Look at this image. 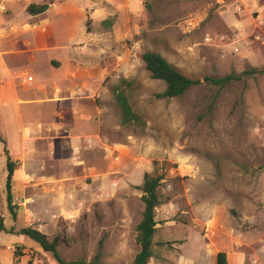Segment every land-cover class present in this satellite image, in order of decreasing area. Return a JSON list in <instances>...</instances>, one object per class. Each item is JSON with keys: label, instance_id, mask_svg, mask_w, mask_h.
<instances>
[{"label": "rangeland", "instance_id": "374dc122", "mask_svg": "<svg viewBox=\"0 0 264 264\" xmlns=\"http://www.w3.org/2000/svg\"><path fill=\"white\" fill-rule=\"evenodd\" d=\"M73 6L95 37L93 68L105 65L107 74L95 102L105 113L104 146L74 155L57 148L41 163L48 169L36 171L34 163L29 180L31 170L1 124L18 166L14 219L0 142V216L12 232L0 233V264H59L30 237L14 234L25 227L56 240L66 262L100 254L102 264H133L146 173L163 177L148 264H216L219 252L229 264H264V73L223 88L204 81L264 68V0H74ZM147 51L201 83L182 97L158 99L165 84L146 70ZM121 78L134 82L131 103L144 127L121 125L113 92ZM84 163L95 168L92 174Z\"/></svg>", "mask_w": 264, "mask_h": 264}, {"label": "crops", "instance_id": "0c3cea01", "mask_svg": "<svg viewBox=\"0 0 264 264\" xmlns=\"http://www.w3.org/2000/svg\"><path fill=\"white\" fill-rule=\"evenodd\" d=\"M46 1L0 0V129L2 124L8 145L31 170L29 180L34 163L36 171L48 169L41 163L56 157L57 148L74 155L104 146L105 113L95 102L107 74L105 65L93 68L95 37L84 30L74 0L54 2L39 15L27 12ZM83 168L95 170L85 163Z\"/></svg>", "mask_w": 264, "mask_h": 264}, {"label": "trees", "instance_id": "16d2710c", "mask_svg": "<svg viewBox=\"0 0 264 264\" xmlns=\"http://www.w3.org/2000/svg\"><path fill=\"white\" fill-rule=\"evenodd\" d=\"M53 3L54 1H49L39 5L31 4L27 7V12L30 15L42 14L46 12ZM104 24L111 25L112 21L108 19L104 21ZM142 59L150 77L153 80H159L165 84V90L156 95L158 99H173L182 97L192 87L201 83V81L191 79L183 74L176 66L171 64L166 58L158 53L147 51L143 54ZM258 73H264V68L261 70L253 69L251 71H245L240 76L228 75L220 78L208 77L205 78L204 81L209 85L223 88L233 81ZM133 86L134 82L132 80L121 78L113 89L115 101L121 112V125L124 127H144L145 122L143 118L134 111L131 103L133 97ZM0 142L3 144V150L6 156V193L8 209L13 218L16 219L17 215L16 207L13 201L12 183L18 164L12 160L7 149V143L1 136ZM162 179L163 177L157 174L146 173L144 175L143 184L140 187V190L142 191L141 200L144 204V212L136 229V241L139 246V251L133 264H148L154 255V236L157 230L156 209L160 205L159 188ZM2 232L12 233L7 231L4 220L0 216V233ZM14 234H21L30 237L33 241L37 242L45 252L51 253L59 264H102L100 254H97L90 262H86L84 260L66 262L58 252V242L56 240L50 241L45 234L32 227L22 228ZM15 256L18 258L19 253H16ZM216 264H229L227 254L225 252H219L217 254Z\"/></svg>", "mask_w": 264, "mask_h": 264}, {"label": "built area", "instance_id": "2783aa9c", "mask_svg": "<svg viewBox=\"0 0 264 264\" xmlns=\"http://www.w3.org/2000/svg\"><path fill=\"white\" fill-rule=\"evenodd\" d=\"M29 80H31V78H29Z\"/></svg>", "mask_w": 264, "mask_h": 264}]
</instances>
